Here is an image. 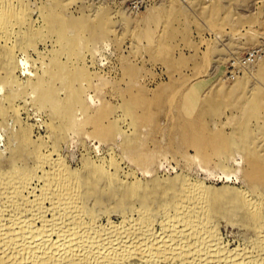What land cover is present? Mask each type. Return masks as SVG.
Wrapping results in <instances>:
<instances>
[{"label": "rangeland", "instance_id": "obj_1", "mask_svg": "<svg viewBox=\"0 0 264 264\" xmlns=\"http://www.w3.org/2000/svg\"><path fill=\"white\" fill-rule=\"evenodd\" d=\"M0 15V178L43 176L57 160L94 182L85 204L99 223L147 207L156 232L166 179L225 184L229 198L210 196L217 235L255 253L264 0H0ZM251 52L255 63L237 68ZM32 185L30 200L44 196V181Z\"/></svg>", "mask_w": 264, "mask_h": 264}, {"label": "bare ground", "instance_id": "obj_2", "mask_svg": "<svg viewBox=\"0 0 264 264\" xmlns=\"http://www.w3.org/2000/svg\"><path fill=\"white\" fill-rule=\"evenodd\" d=\"M57 164L52 161L43 176L12 171L0 178V264H264V225L255 228L260 243L254 246L259 247L255 253L248 248L227 251L217 235L210 216L215 201L210 196L222 192L229 198L228 185L214 188L204 180L181 178L176 183L168 178L169 185L157 193L166 215L165 222H159L161 232L154 227L159 217L147 207L134 209L138 218L126 213L119 226L112 224L109 215L111 225L104 226L85 204L94 194V182L81 180ZM34 180L44 181V196L30 200L25 193L35 192ZM242 196L249 214L258 216L262 212L258 202L247 199L249 194ZM172 211L176 217H170Z\"/></svg>", "mask_w": 264, "mask_h": 264}, {"label": "built area", "instance_id": "obj_3", "mask_svg": "<svg viewBox=\"0 0 264 264\" xmlns=\"http://www.w3.org/2000/svg\"><path fill=\"white\" fill-rule=\"evenodd\" d=\"M256 61V54L254 52H251L247 58H244L242 63L240 62L237 65V68H247L248 66L250 67V65H253Z\"/></svg>", "mask_w": 264, "mask_h": 264}]
</instances>
